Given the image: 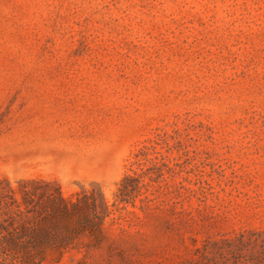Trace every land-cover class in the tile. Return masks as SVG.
Masks as SVG:
<instances>
[{"label":"rangeland","instance_id":"1","mask_svg":"<svg viewBox=\"0 0 264 264\" xmlns=\"http://www.w3.org/2000/svg\"><path fill=\"white\" fill-rule=\"evenodd\" d=\"M47 182L107 206L42 264H264V0H0V226Z\"/></svg>","mask_w":264,"mask_h":264},{"label":"trees","instance_id":"2","mask_svg":"<svg viewBox=\"0 0 264 264\" xmlns=\"http://www.w3.org/2000/svg\"><path fill=\"white\" fill-rule=\"evenodd\" d=\"M126 176L121 194L130 186ZM48 194L39 198L37 187L23 190L18 212L5 226H0V257L19 258L22 264H42L51 252L62 254L80 247L76 241L87 227L94 233L101 230L97 198L94 193H78L66 197L58 184L46 183ZM125 199V198H122ZM18 203V202H17ZM104 206V207H105ZM105 209V208H104Z\"/></svg>","mask_w":264,"mask_h":264}]
</instances>
